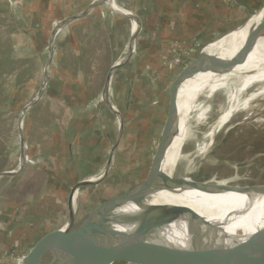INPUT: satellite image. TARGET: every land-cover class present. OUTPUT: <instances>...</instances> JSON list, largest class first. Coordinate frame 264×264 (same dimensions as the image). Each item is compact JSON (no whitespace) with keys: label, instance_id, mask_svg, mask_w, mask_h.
<instances>
[{"label":"rangeland","instance_id":"obj_1","mask_svg":"<svg viewBox=\"0 0 264 264\" xmlns=\"http://www.w3.org/2000/svg\"><path fill=\"white\" fill-rule=\"evenodd\" d=\"M184 1L176 0L178 9L167 8L162 15H156L157 13L152 11L157 8L156 3H147L138 16L139 54L132 66L115 77L111 92L114 103L118 97L117 89L123 93L115 103L126 126L121 151L115 169L98 192L88 198L84 190L79 191L78 196L83 195L85 198L75 208V228L79 227L99 205L140 184L149 172L168 110L170 85L185 66L174 58L172 48L171 50L168 48L169 42L165 38L169 34L181 35L178 29H175L182 26L181 16L178 14ZM223 1L229 9H236V12L231 14L232 19H239V24L247 19L245 7L240 6L238 0L236 5ZM252 1L243 0V3L252 4ZM89 2L90 0H0V173L19 169L21 148L18 141V120L24 109L35 101L43 88L52 32L62 20L82 12ZM52 23L54 25L46 29ZM160 23L165 33L163 36L157 28ZM75 25V21L68 23L67 27L62 28L55 36L53 60L46 89L38 102L40 104L29 109L24 116L23 132L26 139L24 147L28 156L26 166L20 175L4 177V181H1L3 178L0 179V239L4 244L6 242L4 246L9 248L6 255L8 264H18L19 261L21 263L45 235L62 227L66 222L65 204L76 181L73 179L65 183V180H60L61 176L45 173L47 169L45 153L40 152L38 147L40 142L37 141L40 138L36 134L39 133L38 129L43 128L47 117L51 119L54 117V113L57 112L55 105L60 107L63 102L60 96H56V90L62 83L78 74L74 50L67 42L68 34L75 30ZM200 26L195 25V29ZM41 27L45 29L42 34L43 40L39 35ZM113 28L110 32H100L94 44L82 48L83 81L88 100L91 102L89 111H94L96 105L100 107L99 91L105 74L126 49L122 32ZM233 31L234 29H223L211 33V36L202 42L197 38L178 40L174 43L175 51L190 64L205 48L222 41V38ZM75 33L81 35L82 32L77 30ZM260 42H264V39ZM255 53L253 50L248 57L254 56ZM192 78L193 83L189 86L191 91L195 85V72ZM222 79L215 83L221 82ZM255 93L259 95L248 101ZM230 95V91L220 89L211 99L202 98L196 103L201 104V107L192 112L189 118L188 134L181 150L175 177L188 176L197 182H226L238 188L264 185V81L255 83L247 90L239 99L228 123L218 129L217 124L221 115L232 106ZM179 100L186 107L191 104V98L183 97L181 92L178 102ZM48 102L53 103L52 109L47 105ZM126 102L130 103L128 110ZM63 108L66 109L68 116L63 114L62 116L69 123L73 118L69 115V106ZM204 110H207L206 115L199 119ZM58 111L62 113L61 110ZM182 112L178 105V114ZM102 117L105 131L110 130L109 144H112L117 125L112 124L103 112ZM106 122L110 128L106 126ZM44 144L47 148V141H44ZM34 169H38L46 181L51 182L49 189L44 186L46 181L36 184L32 189L26 187L30 171ZM34 181L38 179L35 178ZM21 200L28 206L27 211H20L22 213L16 214L14 218L9 217V221L5 220L8 214L11 215L9 212H13L9 210L7 204ZM19 217L22 218L17 220ZM260 254L261 251L258 255Z\"/></svg>","mask_w":264,"mask_h":264},{"label":"water","instance_id":"obj_2","mask_svg":"<svg viewBox=\"0 0 264 264\" xmlns=\"http://www.w3.org/2000/svg\"><path fill=\"white\" fill-rule=\"evenodd\" d=\"M259 1L260 3L258 2L257 7L239 29L245 28L254 18H260V20L251 27L242 49L225 62L216 73L217 75L231 74L238 66L243 65L257 43L264 39V0ZM133 2L134 0H129L123 16L127 31L126 49L123 55L110 67L100 95V103L105 107L118 130L117 138L110 149L105 167L100 175L81 180L71 189L65 204L67 210L65 224L45 235L23 258L21 264H233L224 259L225 254L242 241L244 233L241 231L237 236L231 237L225 232V227L233 222L231 216L226 221L212 222L208 221L207 216L197 213L190 207L179 206L158 209L154 205L146 204L154 194L162 191L170 182H186L194 188L211 186L209 182H197L188 176L175 177V179L168 177L162 169L168 149L178 134L180 118L178 114V94L180 88L190 77L194 67H201L206 63V59H202L201 54L194 62L186 63L176 53L174 46L172 47L174 58L185 66L170 85L167 114L159 133L156 150L146 178L132 190L117 195L99 205L79 227L75 228V217L73 223L67 228L77 204L82 203L85 198L83 195L78 196L79 191L84 190V193L88 194V198L98 192L115 169L121 151V145L125 137V122L122 115L117 112L115 103L112 101L111 92L115 77L132 66L139 54L137 41L139 20ZM84 13L78 16L80 17ZM73 21H75V18L65 21L64 24L67 25ZM57 33L55 32L54 40ZM53 39L51 43L54 44ZM53 53L54 50L51 53L50 49L49 64L46 69L43 88L39 91L35 101L24 109L19 117L21 127L27 111L40 101L46 89ZM226 84L227 86L230 85L229 82H226ZM209 90L200 93L195 102L198 103L202 98L206 99ZM20 148L19 170L0 173V179L16 176L25 168L27 157L22 141ZM236 190L235 193L238 194H253L264 198V185L236 187ZM122 198H125V203L132 207L126 214L121 217L115 216L104 219L95 225H86L97 209L106 205L112 206ZM241 212L242 214L236 213L233 215V218L236 215L245 216L249 211ZM181 221L184 222V226L177 229L173 228L176 229L173 233H180L182 242L188 240V246L176 245L160 235L164 228ZM259 232L260 230L251 237L256 236L257 238ZM44 240L47 242L40 248ZM241 263L243 264L245 261H241Z\"/></svg>","mask_w":264,"mask_h":264},{"label":"crops","instance_id":"obj_3","mask_svg":"<svg viewBox=\"0 0 264 264\" xmlns=\"http://www.w3.org/2000/svg\"><path fill=\"white\" fill-rule=\"evenodd\" d=\"M94 1L95 0H90L89 4L85 6V9L82 12L86 11L89 5ZM118 1L125 8L128 7L129 0L128 1L118 0ZM238 1L240 3L239 4L240 6L244 5L245 7L244 12L248 15L247 18L257 7L258 2L260 3L259 0H253L252 4L243 3V0H238ZM133 3H134L133 7L138 16L140 13H142L143 8L147 3H153V4L156 3L157 8L155 10H152L153 12L157 13V14L153 13L156 15H162L163 12L167 10V8H172V9L175 8L176 10L178 9L176 5V0H134ZM182 6L183 7L178 14L181 16L180 24H182V26L179 27L177 26L175 29V30L178 29V32L179 34L181 33V35L171 36L169 34L165 37L167 38L166 41L169 42L168 48L170 50L175 45L174 43L177 42L178 40L187 41L189 39L195 40L197 38L199 42H202L203 40L208 39L211 36V33H215V32L217 33L218 31L223 29H228V30L234 29L235 31L239 29L241 25L246 21L245 19L243 20V22L239 24L238 22L239 19H232L231 14H234V12H236V9L233 10L226 7L223 0H185ZM205 14H207V16ZM123 16L124 15H119L115 13L109 4H101L96 6L94 10L90 12L87 16L75 20L76 23L74 27L75 30L70 31L68 34L67 42L70 48L74 50L75 59L76 62L78 63V74H76V76L74 77L69 78V80H67L66 82L62 83L60 87L56 90L57 91L56 96L57 97L60 96L61 101H63L61 102L63 105L60 104L61 106L59 105L60 107H58V105L56 106L54 104L55 105L54 108H57V112L54 113V117L52 119L47 117V120L43 128L38 129L39 133L36 134V136L40 138L37 140L40 142V144L38 145V147L40 148V152L43 151V153H45L46 167H47L45 173L52 174V176L54 175H57L58 177L61 176L60 180L62 181L65 180V183H67V181L69 180L74 179L77 184L82 179L87 180V178L90 179V177H94L98 175L102 171V169H104L108 159V154H107L108 149H110V147H112L114 143L113 142L112 144H109L110 130L105 131L106 128L103 126L104 119L102 117V112L105 113V115H107L111 120L112 124H114L113 119L108 114L105 107L100 103L101 104L100 107L96 105L94 111L88 110V107L91 106L90 105L91 102L90 99L88 100L87 89L83 81L82 48L92 43L94 44L100 32L102 31L110 32L111 28L113 27L119 29V31L122 32L123 39L125 40L124 45H126L127 31ZM228 16L229 19H227ZM194 23L195 25H201V26L195 29ZM53 25L54 23L50 24L49 26L46 27V29L52 27ZM160 25L161 23L157 26V28L160 33L162 32V36H163V34L165 33ZM44 30L45 29H42L41 27V32L39 35H41L42 40H43L42 34ZM77 30H80L82 32L81 35L75 33V31ZM184 37H188V39H184ZM109 69L107 70L103 82L100 86L99 97L103 90V85ZM76 84L77 86H75ZM116 92H117L116 94L118 95L116 99L117 102V100L120 98V95L122 96L123 93L122 92L120 93L118 89ZM126 96L124 97V100H126ZM66 102H68V104ZM38 104L40 103H37L34 107H36ZM47 105L51 106L52 109L53 103L48 102ZM63 106L66 107L69 106L68 109L70 112L69 115L73 117L72 119H70L69 123H67L66 119L63 118V116L65 115L68 116V113H66V109L63 108ZM129 107H130V103L126 102L127 110L129 109ZM58 109L61 110L62 113H60ZM106 126L107 127L109 126L107 122H106ZM18 127H19L18 141L20 147L21 143H20L19 120H18ZM125 132H126V126H125ZM117 133L118 130L116 129V136L114 141L117 138ZM40 135H42L43 137L42 138L39 137ZM25 140L26 139L24 137V132H23L24 145H25ZM44 141H47V148H45V144L43 145ZM26 157H28L27 154ZM87 167H89L88 170ZM34 177L38 179V181L35 182ZM4 179L5 178L1 179V181H4ZM45 181H46L45 176L42 175L41 172H38V169L36 170L34 169L30 171V174L26 181V187L32 189V187L35 188L36 184L40 182L43 183ZM50 183L46 181V183H44V186H46V188L49 189ZM37 190L39 189L37 188ZM7 206H9V210H13V212L8 211L9 213H11V215L9 214L7 215L8 217H6L5 219L7 221H9V217L14 218L16 214L22 213L20 211L23 210L27 211L28 209V206L24 205L22 200L21 202L11 201L10 203L7 204ZM20 218L22 217L17 218V220H20ZM1 241L2 239H0V264H8V261L6 260L7 259L6 255H8L9 248L5 247L6 242L4 244ZM253 258L254 257L252 253L244 252L239 258L237 257H234V259L226 258V260L228 262H232L233 264H242L241 261H245V263L243 264H249Z\"/></svg>","mask_w":264,"mask_h":264},{"label":"bare ground","instance_id":"obj_4","mask_svg":"<svg viewBox=\"0 0 264 264\" xmlns=\"http://www.w3.org/2000/svg\"><path fill=\"white\" fill-rule=\"evenodd\" d=\"M101 4H109L112 10L119 15L125 14L126 8L122 6L118 0H95L89 5L86 11H84L85 13L81 12L84 13L82 16H78L81 13L72 15L69 18L62 20L55 27L50 37L49 49H51V53L53 52L55 46V42L54 44L51 43L55 32H60L62 28L67 27L68 24L65 25V21L70 20L71 18H75V20H77L78 18L85 17L90 12H92L96 6ZM259 20L260 18L252 19L245 28L237 29L225 36V38H222V41L219 40L220 42H215L209 47L205 48L201 52V55L202 59H206V63L201 67H194V69L191 71L190 77L182 84V89L179 91V94L181 92L183 97L189 96L191 98V104L189 107H186L184 103H180V100L178 102L180 109L183 110L182 114L179 115L180 118L178 122V134L174 138V141L168 149L166 159L162 166L163 171L166 172L168 177H172L175 179V172L178 161L181 157V150L188 134L189 118L191 116L190 114L201 107V104L194 105V103H196L195 101L197 96L200 95V93H203L205 90L210 89L209 91H207L208 97L206 99L208 100L211 99L215 92L220 89L230 91L232 106L221 115L220 120L217 124V127L219 129L220 127L222 128L228 123L231 116H233L236 110L235 108L238 105L239 99L247 92V90L255 83L264 81V42L260 41L253 49L256 51L255 55L252 57H248L243 65L238 66L231 74L223 76L216 74L226 61L234 57L242 49L251 27L255 25ZM49 55L50 50L49 54L47 55L45 69L48 68ZM194 72L196 75V80L194 82V89L193 91H191L189 86H191L193 83L192 77ZM220 79H222L221 82L215 83V81H220ZM226 82H229L230 85L227 86ZM186 87H188L189 89ZM258 95L259 93L252 94L251 97H249L248 101L253 100ZM116 109L117 112L122 115L117 107ZM206 112L207 110H204L199 119H203L206 115ZM209 137H212V133L209 134ZM21 141L23 142L24 146L23 125L22 127L20 125V143ZM209 185L211 186L194 188L191 185H188L186 182H170L163 188L162 191L154 194V196L151 197L146 204L154 205L155 207H158V209H166L179 206L190 207L197 213L207 216V218L209 219L208 221L212 222H222L223 220L226 221V219L231 216L230 218L233 222L225 227V232L229 236L234 237L242 231L244 233L243 239L247 237L249 238L246 240L242 239L239 244L229 249L225 254L224 259H234V257L239 258L242 253L249 252L252 253L254 257L249 264H264V198L255 196L253 194L235 193L237 191L236 187L231 186L226 182L211 181L209 182ZM131 208L132 207L128 203H125V198L119 199L112 206L106 205L97 209L88 220V223L86 225H95L96 223L104 219L115 216L121 217L123 216V214H126V212ZM133 209H135V207H133ZM246 210L249 212L245 216L240 217V215H236V217L233 218V215H235L236 213L242 214L241 211ZM75 217L76 209L70 217L67 228H69L73 223ZM183 226L184 222L182 221L174 223L164 228L160 235H163L170 242H173L176 245L188 246V240L182 242L180 233H173V231L178 227L182 228ZM259 230L260 232L258 233L257 238L256 236L251 237ZM46 242L47 241L44 240L41 243L40 248ZM260 251L261 254L258 255ZM18 264H21L20 261L18 262Z\"/></svg>","mask_w":264,"mask_h":264},{"label":"built area","instance_id":"obj_5","mask_svg":"<svg viewBox=\"0 0 264 264\" xmlns=\"http://www.w3.org/2000/svg\"><path fill=\"white\" fill-rule=\"evenodd\" d=\"M232 2V3H231ZM226 3L237 4V0H226ZM229 6V5H228ZM178 61V60H177Z\"/></svg>","mask_w":264,"mask_h":264}]
</instances>
